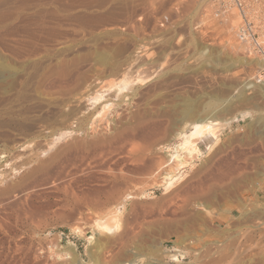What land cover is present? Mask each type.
I'll list each match as a JSON object with an SVG mask.
<instances>
[{
    "label": "rangeland",
    "instance_id": "obj_1",
    "mask_svg": "<svg viewBox=\"0 0 264 264\" xmlns=\"http://www.w3.org/2000/svg\"><path fill=\"white\" fill-rule=\"evenodd\" d=\"M219 9L217 0H0V264H70L68 243L93 264L135 254L137 264H225L237 246L245 262L264 256V229L257 255L241 238L264 223V95L244 89L258 62L236 38L238 12ZM187 99L230 101L216 115L234 116L215 141L192 139L199 154L178 148L189 129L175 135L209 112L184 117ZM176 150L182 164L168 160ZM228 188L208 204L195 198ZM163 250L180 251L178 262Z\"/></svg>",
    "mask_w": 264,
    "mask_h": 264
},
{
    "label": "bare ground",
    "instance_id": "obj_2",
    "mask_svg": "<svg viewBox=\"0 0 264 264\" xmlns=\"http://www.w3.org/2000/svg\"><path fill=\"white\" fill-rule=\"evenodd\" d=\"M86 5V4H85ZM90 6V5H89ZM237 12V11H236ZM238 14V13H237ZM239 20H240V18H239ZM237 25V24H236ZM235 27V26H234ZM205 48V47H204ZM204 51H208V50H204ZM212 52H210L209 54H208V59L209 60H219V58H218V55H217V58H216V56H215V58L212 56V54H211ZM215 52H213V54H214ZM199 55V54H198ZM211 55V56H210ZM255 59V61L257 60V64H258V66H261L262 64H263V62L260 60V59H256V58H254ZM240 61V60H239ZM248 61V60H247ZM62 66V65H61ZM257 66V67H258ZM63 68V67H62ZM3 70V69H2ZM4 71H5V69H4ZM6 71H7V69H6ZM8 72V71H7ZM61 73V72H60ZM63 73H65V72H63ZM1 74V73H0ZM254 75V77H256L254 80H257V81H254V82H248L247 81V83H245V87H244V89L245 90H251V94H252V96H251V98L252 97H255L256 95H257V93L258 92H262V94L264 95V79H260L259 78V76H257V73H253ZM3 76H4V72H3ZM64 76V75H63ZM62 76V77H63ZM60 77V76H59ZM263 80V81H262ZM54 82V81H53ZM238 97H241L243 100H247L246 99V97H245V95H241V96H238ZM190 98V97H189ZM188 98V99H189ZM250 98V97H249ZM181 99V98H180ZM185 100V101H183L182 103H180V108H182V114H183V116L185 117V116H188V117H190V116H193L194 117V115H192L193 114V112H194V110H195V112H196V109H198V108H205L207 111H209L208 113H206L205 112V114L204 113H202V115H197L196 116V118L194 119L193 118V121H191L190 122V120H189V122H186V123H183V125L175 132V135H181L185 130H187V129H189L190 130V135H189V138L188 137H186V138H188V139H186L185 138V141L178 147L179 149H185L186 150V153H187V155H191V154H193V153H195V151L199 154V152H200V150H199V147L197 146V143H195L194 141H192V139L193 138H197V137H199V138H203L204 136H209V137H211L212 139H213V141H215L216 139H217V134H216V132L217 131H215L217 128L220 130L223 126H225V125H227L229 122H230V120H231V118L232 117H234V116H231L230 118H226V119H219L218 118V116L216 115L217 114V111H218V113L220 112V111H226L227 110V108H228V104L230 103V101H227V103L224 105L223 104V106H219V105H221V104H219L218 105V101H216L215 99H213V100H208V102H206V103H204V105H201V103H199V102H197V101H194V100ZM191 99V98H190ZM210 99V98H209ZM212 99V98H211ZM263 99V98H262ZM204 100H206V99H204ZM238 100V99H237ZM240 100V99H239ZM220 103V102H219ZM231 105V104H230ZM161 106V105H160ZM159 106V107H160ZM175 107H176V105H174ZM173 106V107H174ZM174 107V108H175ZM220 108L219 110H217V108ZM178 108H179V105H178ZM178 108L176 107L175 108V110H177V112L179 111L178 110ZM214 110H215V112H214ZM217 110V111H216ZM153 112V111H152ZM176 112V111H175ZM198 112V111H197ZM200 112V111H199ZM198 112V113H199ZM204 112V111H203ZM247 112H249V111H242L241 113H242V115H246L247 114ZM175 114V113H174ZM177 114V113H176ZM200 114V113H199ZM249 114H250V112H249ZM180 115V114H179ZM179 115H178V117H179ZM182 116V115H181ZM182 116V117H183ZM217 116V117H216ZM191 118V117H190ZM183 119H185V118H183ZM260 127V126H259ZM223 129V128H222ZM94 150V149H93ZM184 150V151H185ZM169 157H170V160L172 159V161H178L180 164H182L183 162H184V159L182 158V157H180V155L178 154V150H176L174 153H172V154H169L168 155V160H169ZM178 163V164H179ZM177 164V165H178ZM223 166V165H222ZM246 169V168H245ZM175 176H176V174L175 173H173L172 171H168V172H166V177H164L166 180L164 181V185H165V187L166 188H168L172 183H173V181L175 180ZM246 178V176L245 177H243V179H245ZM240 180L242 179V178H239ZM238 178H235V177H232L231 178V184L232 185H237L239 182H238V180H239ZM247 179V178H246ZM245 179V180H246ZM247 181V180H246ZM245 181V182H246ZM242 182H244L243 180H242ZM242 184V183H241ZM232 185H230V186H232ZM240 185V184H239ZM241 186V185H240ZM237 187H238V185H237ZM235 191H236V186L235 187H232ZM232 189V190H233ZM220 190V189H219ZM219 190L217 191V195H218V192H219ZM227 190H228V192H227ZM214 191V190H213ZM216 191V190H215ZM221 191H225L223 194H220V195H214V193H212V192H209V190H206V191H200V192H197V195L195 194V198H199L200 200H202L203 202H205L204 204H208L212 199H214V198H216V197H219V196H221V197H226V196H224V195H226V194H228L229 193V191L231 192V190H229V188L228 189H225V190H221ZM234 191V192H235ZM233 192V191H232ZM220 193V192H219ZM240 200V199H239ZM215 202V201H214ZM240 205V204H239ZM170 210V209H169ZM258 212V211H257ZM173 214V213H172ZM259 215H261V214H259ZM260 218V217H259ZM263 218H264V216H263ZM195 219H200V220H202V221H206L205 220V215L203 216L202 214L200 215L199 213L195 216ZM116 220V219H115ZM115 220H113V222L115 221ZM116 222H118V221H116ZM107 224V225H106ZM106 224H97V228H99L100 230H103L104 232H109V233H111V231H112V229L114 230V228L116 227V228H118L117 227V223L114 225L113 223V225H108V224H111V223H106ZM115 228V229H116ZM259 231H258V230ZM264 229V223H260V224H252V225H249V227L248 228H246L245 229V231H244V234H243V236H241V238L242 237H244V239H245V237L248 239V238H251L250 239V242H245L244 244L245 245H250L251 247V249L254 251V254H252V255H257V253H259L258 252V249H260L261 248V242H262V239H261V237H259L260 239H255V236H257L258 234H260V230H263ZM197 231V230H196ZM264 234V233H263ZM263 234H262V236H263ZM90 238L92 237V236H89ZM263 238H264V236H263ZM243 239V240H244ZM239 241H241L240 239H239ZM246 241V240H245ZM182 242V241H181ZM180 242V243H181ZM218 242V241H217ZM241 243V242H240ZM219 247H217V248H220L219 250H221V247H220V245H218ZM236 247V246H235ZM263 248H264V246H262ZM233 248V247H232ZM236 248H238V246L236 247ZM236 248H235V250H231V252H230V254H229V256L227 257V259L224 261V263L225 264H264V256H262L261 254H260V256H258V258H256V259H253L252 257H251V260H255L254 262H245V261H243L241 258V256L239 257L238 255H237V250H236ZM250 248H246V249H250ZM224 249V248H223ZM250 249V250H251ZM218 250V251H219ZM249 250V251H250ZM226 251H228V250H226ZM235 251V252H234ZM242 251V250H241ZM243 251H247V250H243ZM66 252H68L69 254H70V257H68V258H70V264H93V263H88V262H86V261H84L83 259H81V258H78L76 255H75V253H74V246H73V244L72 243H68V246H67V251ZM179 252L180 251H178V250H163L162 252H161V256H163V255H167L168 257H170L173 261H176V262H178V258H177V256L178 255H180L179 254ZM248 252V251H247ZM215 253V252H214ZM239 253V252H238ZM243 253V252H242ZM241 253V254H242ZM246 253V252H245ZM140 257H142L140 254H135L134 255V257L132 258V259H130V260H126V261H124V262H122L123 264H137V261L138 260H140ZM154 258V257H153ZM159 259H161V258H159ZM158 259V260H159ZM154 260H157L156 258L154 259ZM223 264V263H222Z\"/></svg>",
    "mask_w": 264,
    "mask_h": 264
},
{
    "label": "built area",
    "instance_id": "obj_3",
    "mask_svg": "<svg viewBox=\"0 0 264 264\" xmlns=\"http://www.w3.org/2000/svg\"><path fill=\"white\" fill-rule=\"evenodd\" d=\"M217 3L222 13L238 12L240 21L235 27L236 38L244 44L248 55L263 62L253 73L264 79V0H217Z\"/></svg>",
    "mask_w": 264,
    "mask_h": 264
}]
</instances>
